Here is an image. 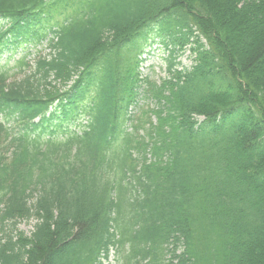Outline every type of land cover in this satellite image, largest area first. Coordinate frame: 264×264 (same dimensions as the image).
<instances>
[{"label":"trees","instance_id":"trees-1","mask_svg":"<svg viewBox=\"0 0 264 264\" xmlns=\"http://www.w3.org/2000/svg\"><path fill=\"white\" fill-rule=\"evenodd\" d=\"M0 17V57L53 35L0 69V264H264V0H0ZM154 32L173 45L159 85L139 72Z\"/></svg>","mask_w":264,"mask_h":264},{"label":"rangeland","instance_id":"rangeland-1","mask_svg":"<svg viewBox=\"0 0 264 264\" xmlns=\"http://www.w3.org/2000/svg\"><path fill=\"white\" fill-rule=\"evenodd\" d=\"M153 34V35H152ZM152 36H149L148 42L145 44L143 59L145 62L142 68L139 69V72L142 77H148L151 81L155 83H159L161 79L167 77L168 74V56L169 50H166L161 39L155 38V32L151 33ZM151 37V39H150ZM24 53H19L14 55L11 59L8 58L9 55H4L0 60V67L3 66L7 61L9 65L12 66L15 61L20 59V57ZM193 52L189 50V46L185 47V52L181 54H175L174 57H177L176 63L180 62L179 69L182 68H190L193 64ZM141 91V90H140ZM143 93V91H142ZM143 95L141 92L139 93V97L141 98ZM35 221L31 222H21L18 225L20 231H24L27 235H30L34 229ZM104 264H122L117 259V255L115 252H112L109 259L104 262Z\"/></svg>","mask_w":264,"mask_h":264}]
</instances>
